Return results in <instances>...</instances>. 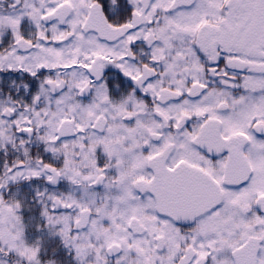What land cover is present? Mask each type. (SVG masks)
Returning <instances> with one entry per match:
<instances>
[{"label": "snow or ice", "instance_id": "snow-or-ice-1", "mask_svg": "<svg viewBox=\"0 0 264 264\" xmlns=\"http://www.w3.org/2000/svg\"><path fill=\"white\" fill-rule=\"evenodd\" d=\"M0 264H264V0H0Z\"/></svg>", "mask_w": 264, "mask_h": 264}]
</instances>
